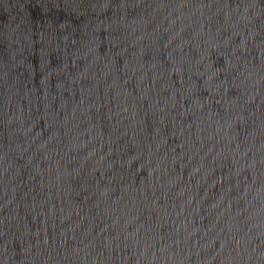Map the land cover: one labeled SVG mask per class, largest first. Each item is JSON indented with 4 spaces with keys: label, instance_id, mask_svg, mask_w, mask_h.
Returning <instances> with one entry per match:
<instances>
[{
    "label": "water",
    "instance_id": "obj_1",
    "mask_svg": "<svg viewBox=\"0 0 264 264\" xmlns=\"http://www.w3.org/2000/svg\"><path fill=\"white\" fill-rule=\"evenodd\" d=\"M0 264H264V0H0Z\"/></svg>",
    "mask_w": 264,
    "mask_h": 264
}]
</instances>
